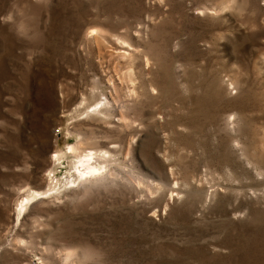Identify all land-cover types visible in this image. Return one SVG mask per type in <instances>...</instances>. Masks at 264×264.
I'll return each instance as SVG.
<instances>
[{
    "label": "rangeland",
    "instance_id": "obj_1",
    "mask_svg": "<svg viewBox=\"0 0 264 264\" xmlns=\"http://www.w3.org/2000/svg\"><path fill=\"white\" fill-rule=\"evenodd\" d=\"M0 264H264V0H0Z\"/></svg>",
    "mask_w": 264,
    "mask_h": 264
},
{
    "label": "bare ground",
    "instance_id": "obj_2",
    "mask_svg": "<svg viewBox=\"0 0 264 264\" xmlns=\"http://www.w3.org/2000/svg\"><path fill=\"white\" fill-rule=\"evenodd\" d=\"M74 146H71L70 149L72 150ZM75 149V148H74ZM93 155H88L86 159H82L80 162L82 163L83 166H86V174H96L100 173L102 170V167L98 165H94L91 160H92ZM97 158V157H96ZM85 168V167H84ZM84 172V171H83ZM83 175V174H82ZM81 175V176H82ZM89 176V175H88ZM93 176V175H92ZM23 204V203H22ZM21 204V205H22Z\"/></svg>",
    "mask_w": 264,
    "mask_h": 264
}]
</instances>
